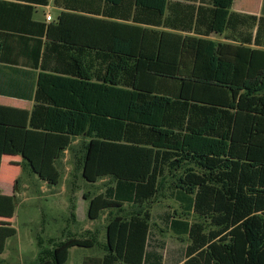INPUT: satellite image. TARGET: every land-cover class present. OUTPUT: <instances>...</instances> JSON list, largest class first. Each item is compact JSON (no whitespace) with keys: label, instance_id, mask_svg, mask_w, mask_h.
<instances>
[{"label":"trees","instance_id":"16d2710c","mask_svg":"<svg viewBox=\"0 0 264 264\" xmlns=\"http://www.w3.org/2000/svg\"><path fill=\"white\" fill-rule=\"evenodd\" d=\"M233 1L61 0L56 19L16 28L28 44L0 30V62L39 71L31 110L0 105V166L21 156L57 185L60 158L84 137L83 178L116 182L89 198L90 219H111L104 255L83 264H163L145 205L182 168L179 199L201 219L171 222L190 239L182 264H264V16ZM1 200L14 207L15 192ZM126 203L142 209L125 216ZM16 234L0 225V254ZM49 243L39 264L95 246Z\"/></svg>","mask_w":264,"mask_h":264},{"label":"rangeland","instance_id":"374dc122","mask_svg":"<svg viewBox=\"0 0 264 264\" xmlns=\"http://www.w3.org/2000/svg\"><path fill=\"white\" fill-rule=\"evenodd\" d=\"M213 37L220 39V36ZM87 141L84 137L75 138L60 158L62 177L57 185L41 180L28 166L23 165L21 156L13 159L21 165H10L9 170L7 167L12 160L4 159L0 174V194L12 195L15 192L16 200L14 207L0 201V225L14 226L17 234L8 238L5 251L0 254V264H39L41 247L52 248L50 238L55 243L69 237L94 240V247L71 248L66 264H83L87 256L104 255L107 225L111 217L106 210L98 219H90L89 198L114 189L116 182L111 177H103L95 183L83 178L82 162ZM182 171L183 168L167 171L166 182L160 192L150 204L145 205L152 213V232L158 242L164 245L167 264L176 262L184 248L190 244L188 236H178L173 231L172 220H201L196 213L186 210L179 199L177 179ZM124 208L125 216L142 209L132 203H126ZM39 240L43 241L42 244Z\"/></svg>","mask_w":264,"mask_h":264},{"label":"crops","instance_id":"0c3cea01","mask_svg":"<svg viewBox=\"0 0 264 264\" xmlns=\"http://www.w3.org/2000/svg\"><path fill=\"white\" fill-rule=\"evenodd\" d=\"M238 1L241 2L238 3ZM59 2L61 0H0V30L11 32V36L9 37H11L10 39L12 41L28 44L23 38L25 31H20L16 28L33 30L38 28L40 22H49L50 20H47L48 15L52 16L51 20L56 19L64 10ZM231 10L245 14L264 16V0H234ZM213 36L217 35H212L211 37L214 38ZM16 47V52L26 49H22L20 46ZM19 59H21L19 65L0 62V105L31 110L35 104L34 95L39 71L28 67L26 62L23 63L25 61L24 58L19 57ZM15 157L18 156L3 155L0 174L5 158H11L12 160L9 163V167H7L8 170L10 169V165L19 164L13 161ZM45 182L48 183L47 181ZM160 251L164 256L163 264H167V257L164 254V250L160 249ZM180 259L181 257L176 262H171L170 264H182ZM119 263L124 264L123 262L116 264Z\"/></svg>","mask_w":264,"mask_h":264},{"label":"built area","instance_id":"2783aa9c","mask_svg":"<svg viewBox=\"0 0 264 264\" xmlns=\"http://www.w3.org/2000/svg\"><path fill=\"white\" fill-rule=\"evenodd\" d=\"M51 19H52V16L48 15L47 20H51Z\"/></svg>","mask_w":264,"mask_h":264}]
</instances>
